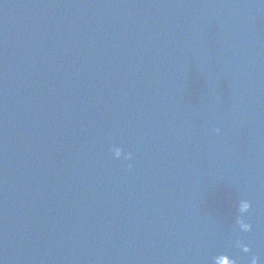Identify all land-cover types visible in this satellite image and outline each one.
Listing matches in <instances>:
<instances>
[{"label": "water", "instance_id": "95a60500", "mask_svg": "<svg viewBox=\"0 0 264 264\" xmlns=\"http://www.w3.org/2000/svg\"><path fill=\"white\" fill-rule=\"evenodd\" d=\"M219 255L264 264V0H0V264Z\"/></svg>", "mask_w": 264, "mask_h": 264}, {"label": "clouds", "instance_id": "9594fccd", "mask_svg": "<svg viewBox=\"0 0 264 264\" xmlns=\"http://www.w3.org/2000/svg\"><path fill=\"white\" fill-rule=\"evenodd\" d=\"M220 131H221L220 128H216V132L217 133H219ZM119 148L120 147L114 146L111 149V152H112L113 157L115 159H117L118 157L121 156ZM123 159H126L127 161H132L134 159L133 152L132 151H128L127 156H125ZM132 167H133V165L131 163H129L128 164V169L131 170ZM252 206H253L252 202L249 199H241L239 201V205H238V207L242 209L241 213H248L252 209ZM236 223H237V225L239 227V230L242 231V232H251L253 230V224L249 223V222H245V220L242 219V218L237 219ZM236 244H237L238 247L243 248V251H245V252H250L251 251V246L249 244L244 243V241L241 240V239H237ZM220 256H222V255H219V256L215 257L214 264H218ZM232 260H233V264H237L236 260H234V259H232ZM252 264H259V260H258L257 257H253Z\"/></svg>", "mask_w": 264, "mask_h": 264}]
</instances>
